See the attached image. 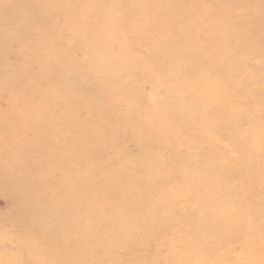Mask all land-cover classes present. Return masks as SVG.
Returning <instances> with one entry per match:
<instances>
[{"label":"rangeland","instance_id":"rangeland-1","mask_svg":"<svg viewBox=\"0 0 264 264\" xmlns=\"http://www.w3.org/2000/svg\"><path fill=\"white\" fill-rule=\"evenodd\" d=\"M112 2L118 16L121 9L123 11V8L129 7H126V15L114 21L105 18L94 24L90 21L94 13L98 12L99 15L107 6L106 0H99L100 7H91L90 10L79 7L81 1L75 5L72 0L71 3L70 0H33L30 11L40 8L43 16L35 26L43 30L34 33L31 28L30 35L24 27H13L21 16L24 19L23 14L16 17L14 14H3L4 9L21 7L16 0H0V38L2 36L3 40L0 43V264H43L49 258L45 252L34 247L38 246L39 242L22 238L26 221L18 219L17 214L27 210L11 200L12 196L19 195L18 190H5V185H8L6 183L27 184L30 181L28 176L34 169L47 174L50 180L48 185L40 190L37 201L39 204H46L67 191L74 192L76 188L82 190L79 193L83 194L80 184L82 175L95 173L98 177L105 165L111 175L118 173L123 167L128 177H132L133 185H136L139 179H145L142 184L145 190V186L155 179L153 176L161 177L157 172L159 168L154 166L160 157H156L155 163H148L147 167H153L149 168L151 171L145 172L146 156H143L142 150L150 145H153L151 157L153 153L156 155L164 152L166 159L169 158L175 166L181 164L186 157L193 160V156L204 155L203 152L208 151L209 147L219 148V155L224 161L231 163L229 172L232 174L220 180L219 191L222 190L223 194L220 195L219 191H216L211 198L199 204L195 203L194 199L189 201L200 210V214L204 210L210 216L212 211L220 210L224 216L223 224L216 227L211 223L208 226L210 229L214 228L215 233L211 241L200 239L202 247L206 249L204 252L199 251V255H204L207 264H264V127L260 126L264 125V39L256 43L257 52L253 44H249V48L244 50V59L240 64L242 75L245 76L243 83L242 75L227 81H234L238 86V93L236 92L237 96H234L233 101L236 105L231 108V113L227 114V119L223 116L228 122L227 129L225 128L222 135L215 133V130L207 131L214 140L221 139L220 142H192L193 139H187L185 132L182 137L171 136L170 140L159 138L160 136L148 139L141 132V124L145 119H148V123H145L148 128L155 125L157 118L172 120V112L199 97L205 85V72L212 62L209 61L211 43L208 40L217 34L220 36L221 32L229 27L232 30L236 28L234 16L236 19L238 11L240 15V6L234 4L231 11L234 16L230 19L231 13L220 6L221 0H208L207 3L200 0ZM181 2L199 5L203 20L195 22L191 17L188 20V9H183L187 12L185 16L180 15ZM251 20L252 18L249 22ZM220 21L223 25L218 28ZM121 23L124 25L120 26ZM82 24H86L84 29ZM181 28L190 30L182 36L179 35L182 38L174 40V32ZM186 38L192 43L184 47L185 52L195 60L191 62L192 68L189 70L194 75L189 77L187 73L183 90L178 89V80L168 82L170 74L176 72L177 76L180 73L177 72L178 65L176 68L172 67L174 62L171 61L168 81L167 68L163 67L170 63L171 52L174 58V52L178 51L177 43L184 44ZM154 44L159 45V50L153 52V48L149 46ZM252 50L253 57L250 60ZM258 52L261 54L258 55ZM53 56L69 63L65 68H61L65 77H76L77 72L79 77L83 75L88 79L89 84L83 86L82 82L73 89H63L65 94L60 95L59 102L54 100L61 92L53 89L50 83L57 77L48 65ZM253 60L256 62H252ZM220 74L221 79L224 75L222 71ZM10 75L16 78H11ZM21 78H25V83L19 86ZM33 80L41 81L42 84L39 85L38 91L32 94ZM240 84L242 88L239 90ZM89 88L94 89L96 93L88 90ZM227 95L225 90L219 97L222 107L229 101ZM209 96L207 93L208 98ZM229 97L231 99V96ZM212 105L208 107L210 113L216 111ZM195 106L196 104L193 107ZM188 108L190 111L187 113L192 110L191 106ZM102 110H105V113ZM224 112L227 113V107H224L222 115ZM107 113L111 116L108 118L113 121L114 126L107 121H99L100 114L104 116ZM211 120L216 119L213 117ZM36 123L43 128L57 126L62 129L48 134L44 142L43 130L32 129ZM57 123L60 125H56ZM102 124V129H110V126L117 129L114 142H110V137L100 131L94 132L99 139L92 136L97 125ZM212 126L213 122L210 121V127ZM75 130L84 142V147L78 154L81 157V166H77L76 170L74 167L62 170L56 159L62 152L71 150L69 145L72 142H68V137ZM34 139L43 141L31 142ZM110 143L113 148L109 150ZM66 146L68 148H65ZM49 148L52 151H49ZM90 150L97 152V155H92ZM177 179L178 175L167 185L170 188L178 186ZM231 183H234V187H230ZM165 187L167 188L166 185ZM178 187L170 194L174 201L179 197ZM2 190L9 194L4 196ZM101 195L108 197L106 193ZM219 197L221 203L217 201ZM81 199L79 207L70 205V208H67L63 216L64 222L58 228L75 231L92 221H101L97 214H102L108 206L99 203L100 206L94 210L87 195H81ZM218 204L221 208H218ZM90 207L93 212L96 211L95 217H92L93 213H87V208ZM227 213L228 216H234L226 220ZM26 214L30 215L31 212ZM153 215L145 221L147 224L152 223V227L141 230L137 239L140 244H144L142 250L146 249L145 243L150 244V264H181V256L186 253L191 225L189 222L183 224L180 220L173 219L176 212H171L170 215L168 212L157 210ZM139 219L140 217L134 218L136 223H139ZM98 224L102 225L103 222ZM164 224L167 225L165 228ZM29 231L26 230L25 233ZM67 243L72 246L71 242ZM119 250L117 254H120ZM99 253L101 251L97 249L93 258L98 257ZM127 262L130 261L127 260L126 264ZM196 262L195 259H189L186 262L184 260L182 264ZM80 263L101 264L91 262L88 258L83 260V257ZM199 264H202V261Z\"/></svg>","mask_w":264,"mask_h":264},{"label":"bare ground","instance_id":"bare-ground-1","mask_svg":"<svg viewBox=\"0 0 264 264\" xmlns=\"http://www.w3.org/2000/svg\"><path fill=\"white\" fill-rule=\"evenodd\" d=\"M80 1L81 3L78 6L82 9L90 10L91 7H94V9L100 7L98 6L99 0H72L75 5ZM200 1H204L205 3L208 2V0ZM221 1L222 2L220 6H222V8L224 7L225 10H228L229 14L231 13L229 15L230 19H233L234 16V12H231L234 9V4L235 6H240V15L238 11L236 19L234 16L236 25L235 29L232 30V28L229 27L226 31L221 32L220 36L217 34L214 37H210L208 40L211 43V48L209 49L210 53L208 52L210 57L209 61L212 62H210L211 66H208L205 72L206 76L204 77L205 85L203 86V91H200V95L197 99L193 100L191 103H186V105L184 104L182 107L177 109L178 111L172 112V120H160L157 118L155 125L148 128L145 124L146 122L148 123V119H145L143 121L144 123L141 124V132L148 139L160 136L159 138H166V140L168 138V140H170L171 136L176 138L180 136L182 137L185 132L187 139H193L192 142H220L221 139L214 140L207 131L213 132L215 130V133L217 132L220 135L225 133L224 130L227 129L228 122L223 118V116L227 119V114L229 115L231 113V108L236 105L233 103L234 96H237L238 93V86L235 85L234 81L232 83H228L227 81H230L232 77L238 78L242 75L240 64L244 59V50L249 48L248 45L253 44L255 52H257L258 49L256 47V43L264 39V0ZM16 3L21 6L19 9L10 8V10H3L4 15L14 14L15 17L20 14L24 15V19L21 16V18L13 24V27L15 29H23L24 27L30 35L31 28L34 33H40L43 29L37 28L35 26L38 25L43 16L39 11L40 8L39 10L36 9L30 11L32 9L31 5L33 0H16ZM106 3L107 6L103 8L99 15L98 12L94 13V17H92L90 23L97 24V21L100 23L105 18H107L109 21H114L117 18L121 19L123 18L122 15H126V12L128 11L127 8L129 9L127 6V8H123V11L121 9V13L118 16L116 14L117 10L112 0H106ZM24 7L27 10H25ZM180 8V15L184 14V16L187 14V12L183 9H188V20L191 18L195 22L203 20L199 12V8H201L199 5H187V2H181ZM0 15H2L1 8ZM244 16L245 18H243ZM250 18H252L251 22H249ZM123 25L124 23L120 24V26ZM222 25L223 24H221L220 21L218 28H220ZM225 26H223V28H225ZM85 27L86 24L84 26L82 24V28L84 29ZM187 30L190 29H177L174 32V36H172V38H174V40L179 38ZM1 38L0 43L3 42ZM185 40L186 42L184 44H179V42L177 43L178 49L176 50L178 51L174 52V58H172L173 52H171L170 63H166L165 67H163V69L167 68L168 77L166 79L168 81L169 71L171 70V61L172 63L174 62L172 67L176 68L178 65L177 72L180 71V73L177 76L176 72L170 74V80L168 82L178 80V83L180 84L178 89L183 88V90H185L184 81L186 80L187 73L189 74L187 75L189 77H193L194 75V73L189 72V70L190 67L192 68L191 62L195 60L189 56V53L185 52L184 47L192 43L190 42L189 38H186ZM149 47L153 48V52L159 50V45L154 44L150 45ZM259 52L258 55L261 54ZM258 55L256 58H258ZM252 57L253 50L252 56L249 59L251 60ZM258 60L259 58L256 61ZM256 61L253 60L252 62ZM247 62L251 61L247 60ZM67 64L69 63H64L61 60H57L54 56L48 61V65L54 71L55 76L57 75V77L52 79L50 82L52 83V88L61 92L55 96L57 99L54 101L56 102H59L60 95L65 94V92L62 91L63 89H73L75 85L78 87L82 82L83 86L89 85L87 81L88 79L83 77L82 74V76L79 77L77 72L76 77H65L62 73L63 71H61V68H65V65ZM221 71L223 72L224 76L220 79V75H222L220 74ZM10 77L16 78L12 77L11 75ZM244 79L245 76L242 75V83ZM32 82L33 94L34 92L38 91L39 85H41L42 82L34 80ZM24 83L25 78H21L18 82V85L22 86ZM76 87L75 89H77ZM241 88L242 84H240L239 90ZM88 90L95 92L94 89L91 90L89 88ZM225 90L228 93L227 98L229 101L227 104H225V106L223 104L222 107L219 104V97L222 95V93H225ZM215 91L217 92L216 94ZM168 92H170V90H168ZM207 93L210 95L209 98L207 97ZM229 96H231V99ZM195 104L196 106L193 107ZM211 104H213L212 106H214V109H216L214 113H210V110H208V107H211ZM189 106H191V108L193 107V111L191 110V112L187 113L190 111L188 108ZM224 107H227V113L224 112V115H222ZM55 111H57V108ZM102 112L105 113V110H102ZM178 114L180 115L176 119ZM108 117L111 118L108 113L104 116L100 114L98 119L100 122L107 121L114 126L113 121ZM213 117L216 120H211ZM210 121L213 122L212 127H210ZM56 125L60 124L57 123ZM113 126H110V129H102L103 124L97 125V128H95V130L92 132V136L99 139V137L95 135L94 132L100 131L103 132V134L106 133V135L110 137V142H114L116 139L115 134L117 129L115 130ZM260 126L264 127L263 124ZM137 127H139V125ZM36 128H41L43 130L44 137H42V139L44 138V142H46L48 134L53 133L58 129H62L57 126H47L46 128H43L39 123H36L32 126V129ZM42 139H34L31 142H42ZM81 141L82 139L79 136L77 130L73 131L68 137V142H72L69 145L71 150L62 152L56 159V161L61 164L62 170L69 168L71 169L72 167H74L76 170L77 166H81V157L78 155L81 152V149L84 147V142ZM109 146V150L113 148L111 143ZM152 147L153 145H150L149 148L146 146L142 150L143 156H146L145 172L151 171L149 168L153 167H147V164L155 163L156 157H160L154 166L157 169L159 168L157 172L158 174H161V177L153 176L155 178L153 179V182H150L149 179L148 182L150 183H148V186H145V190H143L142 185L143 182H145V179L144 181L139 179L136 185H133L131 183L132 177L130 175L128 177V173L123 167H121L118 173L111 175V172H109L110 170L107 171L105 165L102 167L101 174L98 177L95 173H87V176L82 175L80 179L82 183L80 184L83 189V194H80L82 190L76 188L77 190L74 192L67 191L63 193L62 196L52 198V200L49 203L46 202V204H39L37 201L39 200L40 190L48 185V181L50 180V176L47 174L40 173L37 169H34L31 171V175L28 176L30 181H28L27 184L16 183L15 185L13 182L6 183L8 185H5V190H18L17 193L19 195L17 194L18 196H12L11 200H14L13 202L15 204H19V206L24 207V210H27L18 212L17 214L18 219L26 221L24 224L25 229L22 231L23 234H21L23 236L22 238H25V240L31 242H39L40 244L38 243V246L34 247H37V250L45 252L48 255H46V257H49L48 260L43 264H84L80 263L82 257L83 260L84 258H88L91 262L94 261L101 264H126L127 260L130 261L127 262V264H150L149 253L152 251V249L149 247L150 244L148 245L145 243V245H147L145 247L146 249L142 250L144 244H140L137 239L141 230L152 227V223H146L147 218L153 215V213L157 210L168 212L170 215L171 212L172 214L173 212H176V215L173 216V219L176 218L177 220L183 222V224L189 222L191 225V232H188L189 234L187 236V247L184 246L186 247V253L185 255L181 256V264L184 262V260L186 262L189 259L197 260L195 264H199L201 261L202 264H207L205 263L206 259L203 257L204 255H199V251L202 250L204 252L206 249V247H202V242L200 239L206 238L208 241H211L214 236L215 229H210L208 226L211 225V223L216 225V227H218L220 224H223L222 218L224 216H222V212H219L220 210L218 212L212 211L210 216L206 214V211L204 210L203 213L200 214V210H198L196 206L194 207L193 203H189V201L194 199L195 203L199 204L201 201L203 202V200L205 201L211 198V195L214 192H218L221 188L220 180L223 178L225 179L229 174H231L229 172V170H231V163L224 161V158L219 155L220 152L218 147L212 146V148L209 147L208 151L205 150L203 152L204 155L193 156V160H191L189 157H186L185 160H182L181 164L179 163V165L175 166L171 163L169 158L168 160L166 159L164 152L162 153L160 151L161 153L156 155L153 153L151 157L150 153L152 152ZM65 148H68V146ZM49 151H52V149L49 148ZM90 151L92 155H97V152L94 150ZM40 169L43 170V168ZM177 175L179 176V179H177L179 182V187L172 186L170 188L167 184H169L171 179ZM229 185L230 187H234V183ZM176 187H178L180 193L179 197L174 201V199L172 200V197H170V194L175 190ZM196 191H198V193H196ZM221 191H219L220 195L223 194ZM2 193H4V196L9 194L4 190H2ZM102 193H106L108 197L105 195L102 197ZM81 195H87L89 198L88 201H90V204H92L94 210L100 206L99 203L102 205L106 204L108 206L106 208L107 210L102 214H97V217L99 220H101L97 222H103V224L100 225L96 221H92L91 223L85 224L83 227L76 229L75 231L73 229H71V231L70 229L65 230L62 227L58 228V226L64 222L63 216L67 208H70V205H78L79 207V204H81L82 201ZM100 197H102L101 202ZM180 201H182V205H180ZM217 201L221 203L220 197L217 198ZM228 202H230V200H228ZM211 203L212 202H209V204ZM218 205V208H221V205ZM27 212H31V214L27 215ZM87 213H93L92 217H95L94 213H96V211L93 212L90 207L87 208ZM226 216H228V213ZM233 216L234 215L231 214L230 216L226 217V220L227 218ZM137 217H140L139 223H136V220H134V218L137 219ZM27 222L29 223L27 224ZM166 226L167 225L164 224L163 227L165 228ZM26 230H30L29 233H25ZM68 241L71 242L72 246L68 245ZM97 249H99L101 253H99L100 255L98 257L93 258V254ZM117 250H119L120 254H117ZM50 255L52 256L50 257Z\"/></svg>","mask_w":264,"mask_h":264}]
</instances>
